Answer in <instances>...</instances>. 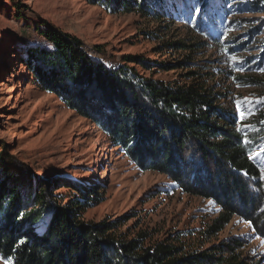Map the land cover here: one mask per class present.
Instances as JSON below:
<instances>
[{
    "label": "rangeland",
    "instance_id": "374dc122",
    "mask_svg": "<svg viewBox=\"0 0 264 264\" xmlns=\"http://www.w3.org/2000/svg\"><path fill=\"white\" fill-rule=\"evenodd\" d=\"M143 4L141 13L136 7L114 13L84 0H0V173L27 175L33 186L44 182L58 204L71 195L59 189L60 180L91 185L100 200L83 220H119L124 235L143 234L147 245L175 242L195 252L237 241L239 261L264 264V235L246 218L234 216L222 231L209 233L222 212L215 201L140 169L96 124L37 89L20 62L25 46L44 44L39 31L48 23L107 66L132 67L165 83L211 85L251 143L248 156L264 191V0ZM128 58L143 63L127 64ZM0 264L10 263L0 257Z\"/></svg>",
    "mask_w": 264,
    "mask_h": 264
},
{
    "label": "trees",
    "instance_id": "16d2710c",
    "mask_svg": "<svg viewBox=\"0 0 264 264\" xmlns=\"http://www.w3.org/2000/svg\"><path fill=\"white\" fill-rule=\"evenodd\" d=\"M108 12L141 13L143 0H84ZM44 44L23 48L21 63L37 89L96 124L143 171L168 176L187 194L221 208L208 232L234 216L264 235V191L250 142L218 104L212 86L145 79L134 68L95 60L77 38L45 23ZM128 58L127 64H140ZM193 75V73H189ZM264 117V113L262 114ZM58 204L44 182L0 173V257L10 264H244L237 241L184 252L175 242L128 238L121 221L86 222L100 200L93 186L60 180ZM224 255H229L225 257Z\"/></svg>",
    "mask_w": 264,
    "mask_h": 264
},
{
    "label": "snow or ice",
    "instance_id": "6c2138e0",
    "mask_svg": "<svg viewBox=\"0 0 264 264\" xmlns=\"http://www.w3.org/2000/svg\"><path fill=\"white\" fill-rule=\"evenodd\" d=\"M260 101H258V103H259ZM238 107H239V105H238ZM247 117H246V113L245 112H243V111H241L240 112V120L241 121H243V120H245ZM257 156H259V153H257L256 154ZM249 158H253V157H249Z\"/></svg>",
    "mask_w": 264,
    "mask_h": 264
}]
</instances>
